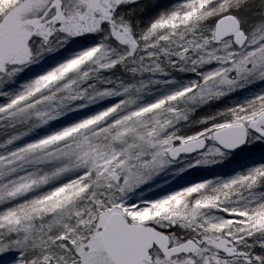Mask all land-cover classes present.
I'll return each mask as SVG.
<instances>
[{
	"label": "snow or ice",
	"instance_id": "6c2138e0",
	"mask_svg": "<svg viewBox=\"0 0 264 264\" xmlns=\"http://www.w3.org/2000/svg\"><path fill=\"white\" fill-rule=\"evenodd\" d=\"M0 264H264V0H0Z\"/></svg>",
	"mask_w": 264,
	"mask_h": 264
}]
</instances>
